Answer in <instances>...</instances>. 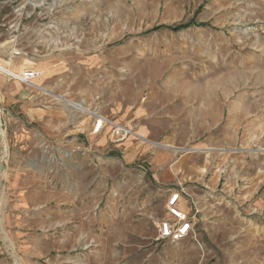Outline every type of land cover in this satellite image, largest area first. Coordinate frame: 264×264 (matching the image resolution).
I'll return each instance as SVG.
<instances>
[{
	"label": "rangeland",
	"instance_id": "374dc122",
	"mask_svg": "<svg viewBox=\"0 0 264 264\" xmlns=\"http://www.w3.org/2000/svg\"><path fill=\"white\" fill-rule=\"evenodd\" d=\"M0 65L52 112L20 143L44 127L0 92V264H264V0H0Z\"/></svg>",
	"mask_w": 264,
	"mask_h": 264
},
{
	"label": "built area",
	"instance_id": "2783aa9c",
	"mask_svg": "<svg viewBox=\"0 0 264 264\" xmlns=\"http://www.w3.org/2000/svg\"><path fill=\"white\" fill-rule=\"evenodd\" d=\"M37 76L38 73L36 71L30 70L20 74L17 80L25 85H31ZM91 116L93 122L89 131L90 136H98L107 128L109 129L111 139L115 136H119L121 139L133 136L131 130L118 125L113 120L105 119L97 113H91ZM86 150L78 149L82 154H86ZM182 197H184V192L182 191L178 190L170 193L165 205L169 218L160 221L156 227L158 241L179 243L193 234L196 217L188 207L185 212L181 210V206L184 204V202H181Z\"/></svg>",
	"mask_w": 264,
	"mask_h": 264
},
{
	"label": "crops",
	"instance_id": "0c3cea01",
	"mask_svg": "<svg viewBox=\"0 0 264 264\" xmlns=\"http://www.w3.org/2000/svg\"><path fill=\"white\" fill-rule=\"evenodd\" d=\"M7 76V75H6ZM2 80L0 81V92L1 94H3V100L5 102L6 105L9 106H13V107H18L21 108L24 111H27L30 115V117L32 118V123H36L38 124V127H44L42 130H40V132L36 131V129H30L26 132V135L23 136H19L20 143L23 144H28V142H30L33 139H35L36 137L40 138V137H48V136H52V134H50V130H49V124H51L52 121V112L49 109H45L42 107H37L36 101H37V97L36 96H32V93L28 95V97H23L21 96L22 93H20V88L21 85L19 83H17L16 81L13 83H8L6 79L1 78ZM17 93H20V96H18ZM23 98V99H22ZM26 101V102H24ZM29 102H35L32 103L33 106H30ZM91 126V124H90ZM89 126V128H90ZM44 132V133H43ZM38 134V135H37ZM21 135V134H20ZM104 135V136H103ZM23 139V140H22ZM98 139L96 144H99L101 146H105L106 144H110L112 141L111 140V136H110V132L109 130L107 132H103L100 135L96 136V140ZM100 140V143H99ZM114 147H116L117 145H113ZM182 161H184L183 159H180ZM185 163V161H184ZM179 167H185L186 169V165H182V166H178L176 168H174L175 172L174 174H177L176 171ZM173 172V171H172ZM175 179L178 178L177 176H172L171 171L165 172L162 174V179L164 180H168V179ZM173 191H178V190H173ZM180 191V190H179ZM172 192V191H170ZM169 197V194H168ZM168 197L166 198V201L168 199ZM184 208V206H183Z\"/></svg>",
	"mask_w": 264,
	"mask_h": 264
},
{
	"label": "bare ground",
	"instance_id": "6f19581e",
	"mask_svg": "<svg viewBox=\"0 0 264 264\" xmlns=\"http://www.w3.org/2000/svg\"><path fill=\"white\" fill-rule=\"evenodd\" d=\"M0 72L1 73H3V74H5V75H7V76H9V77H12V78H14V79H16L17 80V78H19V74L17 75V74H15L14 72H12L11 70H9V69H7V68H5V67H3V66H1L0 65ZM37 73H38V76H37V78H39V76L41 75V73L40 72H38L37 71ZM31 85H34L33 83L31 84ZM58 99H60L61 101H63L61 98H59V97H57ZM64 103H65V106L67 107V109H72V110H85L84 108H83V106L80 104V103H75V102H73V101H68V100H65L64 101ZM85 113V112H84ZM183 211V210H182ZM185 212V211H184Z\"/></svg>",
	"mask_w": 264,
	"mask_h": 264
},
{
	"label": "trees",
	"instance_id": "16d2710c",
	"mask_svg": "<svg viewBox=\"0 0 264 264\" xmlns=\"http://www.w3.org/2000/svg\"><path fill=\"white\" fill-rule=\"evenodd\" d=\"M179 29H180V26H178V27L177 26H174V27L171 28V30H173V31H177Z\"/></svg>",
	"mask_w": 264,
	"mask_h": 264
}]
</instances>
